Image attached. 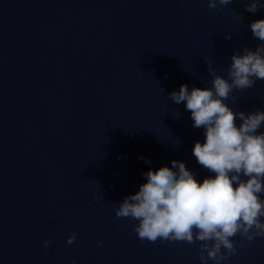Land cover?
Instances as JSON below:
<instances>
[{"label":"water","instance_id":"95a60500","mask_svg":"<svg viewBox=\"0 0 264 264\" xmlns=\"http://www.w3.org/2000/svg\"><path fill=\"white\" fill-rule=\"evenodd\" d=\"M258 19L243 0H0V264H202L200 242L142 240L115 208L174 159L215 175L169 93L211 87L206 60L227 78L232 54L261 43ZM233 95L234 111L264 110V81ZM233 239L220 264H264V236Z\"/></svg>","mask_w":264,"mask_h":264},{"label":"clouds","instance_id":"9594fccd","mask_svg":"<svg viewBox=\"0 0 264 264\" xmlns=\"http://www.w3.org/2000/svg\"><path fill=\"white\" fill-rule=\"evenodd\" d=\"M207 2L210 9H218L233 0ZM243 2L250 13L264 8L260 0ZM238 16L242 20L240 13ZM250 28L261 43L255 50L245 46L232 54L227 78L217 74L213 62L206 60L211 87L193 86L189 90L182 84L178 91L169 93L176 104L185 102L193 127L204 129L205 142H195L193 155L199 165L215 175L199 182L185 162L174 159L171 167L149 169L144 174L146 182L115 208L118 218L138 221L134 231L142 240L200 242L202 264L228 260L237 252L238 244L233 239L237 235L242 238L240 244L244 239L264 236V131H259L264 127V110L234 111L226 103L229 99L237 102L234 92L264 81V19L253 20ZM224 36L232 38L229 32ZM75 239L73 232L67 243ZM49 243L45 241V247Z\"/></svg>","mask_w":264,"mask_h":264}]
</instances>
